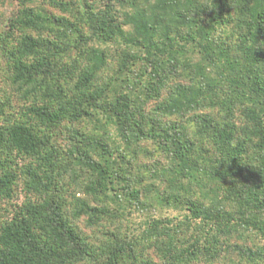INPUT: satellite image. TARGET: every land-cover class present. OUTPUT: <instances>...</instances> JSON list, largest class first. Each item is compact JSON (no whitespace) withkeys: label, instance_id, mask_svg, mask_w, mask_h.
Instances as JSON below:
<instances>
[{"label":"trees","instance_id":"trees-1","mask_svg":"<svg viewBox=\"0 0 264 264\" xmlns=\"http://www.w3.org/2000/svg\"><path fill=\"white\" fill-rule=\"evenodd\" d=\"M17 1L0 264H264V0Z\"/></svg>","mask_w":264,"mask_h":264},{"label":"rangeland","instance_id":"rangeland-1","mask_svg":"<svg viewBox=\"0 0 264 264\" xmlns=\"http://www.w3.org/2000/svg\"><path fill=\"white\" fill-rule=\"evenodd\" d=\"M19 8V2L17 0H0V25L1 27L4 26L5 24V20L13 13L16 11V9ZM6 60L3 59L1 52H0V108H2L1 104H4L7 99V97L13 92V94L11 95V97H8V103L11 102L12 104L16 105V101H18L20 103L19 97H18V93L12 89L11 83L7 80V73H6ZM3 102V103H1ZM4 110L6 111V114L10 112V109L8 108V106L4 105ZM3 118V117H2ZM2 118H0V122L2 120ZM148 147H151V144L147 145ZM21 187V186H20ZM23 199V197H20V201ZM16 202L20 203L17 200H15ZM4 206V204H3ZM179 213V211L177 210H160L158 211L156 208H154V211L152 213V216H156V217H161V215L163 214L164 216H173V215H177ZM139 214V215H138ZM136 215H134L135 217H132L129 223L130 229L129 231H132L133 229L136 230V227L138 226V223H142L143 221H145L146 216L148 215L147 211L145 212V214H141L138 213ZM145 230L142 229V231H133V233H135V235H141L142 232H144ZM126 231H124L125 233Z\"/></svg>","mask_w":264,"mask_h":264}]
</instances>
